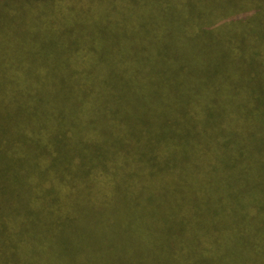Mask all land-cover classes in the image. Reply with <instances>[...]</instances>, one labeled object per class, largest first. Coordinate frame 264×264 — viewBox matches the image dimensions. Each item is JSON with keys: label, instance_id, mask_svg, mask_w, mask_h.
Segmentation results:
<instances>
[{"label": "trees", "instance_id": "obj_1", "mask_svg": "<svg viewBox=\"0 0 264 264\" xmlns=\"http://www.w3.org/2000/svg\"><path fill=\"white\" fill-rule=\"evenodd\" d=\"M253 56L261 69L240 61L234 73L46 74L13 68L0 47V264H254L264 57Z\"/></svg>", "mask_w": 264, "mask_h": 264}, {"label": "rangeland", "instance_id": "obj_2", "mask_svg": "<svg viewBox=\"0 0 264 264\" xmlns=\"http://www.w3.org/2000/svg\"><path fill=\"white\" fill-rule=\"evenodd\" d=\"M0 32L23 72L234 73L240 61L262 68L253 55L264 57V0H0Z\"/></svg>", "mask_w": 264, "mask_h": 264}]
</instances>
